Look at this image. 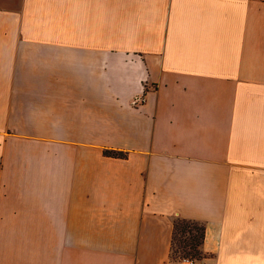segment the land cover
I'll return each mask as SVG.
<instances>
[{
    "label": "crops",
    "instance_id": "0c3cea01",
    "mask_svg": "<svg viewBox=\"0 0 264 264\" xmlns=\"http://www.w3.org/2000/svg\"><path fill=\"white\" fill-rule=\"evenodd\" d=\"M178 219L264 264V0H0V264H185Z\"/></svg>",
    "mask_w": 264,
    "mask_h": 264
},
{
    "label": "rangeland",
    "instance_id": "374dc122",
    "mask_svg": "<svg viewBox=\"0 0 264 264\" xmlns=\"http://www.w3.org/2000/svg\"><path fill=\"white\" fill-rule=\"evenodd\" d=\"M178 220H176L177 222ZM178 231L176 233V251L177 258L184 261L185 259L196 260L199 256L197 251H193L190 248L192 242L195 240L198 242L200 240L199 232H197L198 224L196 223H182L178 225ZM183 230V232L181 231ZM196 238V239H195ZM186 251V252H185Z\"/></svg>",
    "mask_w": 264,
    "mask_h": 264
},
{
    "label": "trees",
    "instance_id": "16d2710c",
    "mask_svg": "<svg viewBox=\"0 0 264 264\" xmlns=\"http://www.w3.org/2000/svg\"><path fill=\"white\" fill-rule=\"evenodd\" d=\"M115 154V153H113ZM182 222V223H196L198 224V228H197V232L200 233V235L198 237H200V240L197 242L195 240V242H192L191 245H190V248L194 251H197L198 252V257L196 259H200L204 256V253L203 251L201 250V245H202V242H203V238H204V233H205V227L202 225V224H199L195 221H191V220H185V219H178V221L176 222L175 221V224H174V235H173V244H172V249H171V257L173 259H178L180 260L179 258H177L176 254H177V251H176V233L178 231V224ZM183 232V230H181ZM196 239V238H195ZM186 252V251H185Z\"/></svg>",
    "mask_w": 264,
    "mask_h": 264
},
{
    "label": "built area",
    "instance_id": "2783aa9c",
    "mask_svg": "<svg viewBox=\"0 0 264 264\" xmlns=\"http://www.w3.org/2000/svg\"><path fill=\"white\" fill-rule=\"evenodd\" d=\"M184 263H185V264H196V263H195V260H192V259H185V260H184Z\"/></svg>",
    "mask_w": 264,
    "mask_h": 264
}]
</instances>
